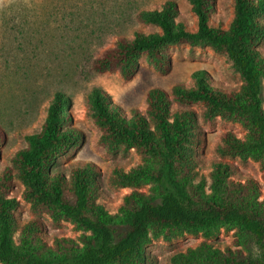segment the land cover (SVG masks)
Returning a JSON list of instances; mask_svg holds the SVG:
<instances>
[{"label": "trees", "instance_id": "1", "mask_svg": "<svg viewBox=\"0 0 264 264\" xmlns=\"http://www.w3.org/2000/svg\"><path fill=\"white\" fill-rule=\"evenodd\" d=\"M212 2L189 0L197 18L195 31L178 21V8L170 0L160 8L140 10L137 20L157 30L116 39L92 66L97 72L116 70L128 79L141 57L164 72L168 47H208L229 62L241 81L239 88L213 86L206 72L197 70L192 74L195 86L178 83L170 93L152 88L147 92L145 113L131 109L129 115L100 90L91 91L89 116L101 132L98 144L111 152L133 149L142 161L129 171L112 168L110 183L131 189L115 215L98 202L101 189L96 167L76 163L68 176L51 169L56 158L79 138L64 127L70 120L68 101L56 92L40 130L25 135L26 146L15 152L10 167L0 169L1 264H151L145 252L151 240L170 241L184 233H202L204 240L173 253L171 264H264V192L250 177L234 181L237 170L227 160L251 159L264 172V55L259 49L264 41V0H232L233 15L227 28L210 24ZM183 104L200 105L205 122L219 118L239 123L246 131L243 139L231 131L221 133L215 148L219 158L211 162L208 172L207 195L197 172V113ZM13 179L22 185L21 197L32 212L45 213L53 223L70 221L77 229L90 232L79 251L66 238H55L57 251H53L39 236L43 230L40 220H17L19 202L10 195ZM146 185H150L149 193L139 190ZM220 225L243 232L254 245L255 255L221 250L208 242ZM14 233L20 235L18 244Z\"/></svg>", "mask_w": 264, "mask_h": 264}, {"label": "rangeland", "instance_id": "2", "mask_svg": "<svg viewBox=\"0 0 264 264\" xmlns=\"http://www.w3.org/2000/svg\"><path fill=\"white\" fill-rule=\"evenodd\" d=\"M165 1L0 0V169L10 167L15 152L26 146L25 135L40 130L53 95L61 92L68 101L66 112L70 119L64 127L78 134L79 138L70 150L56 158L51 169L68 176L76 163L96 167L101 189L98 202L110 215L117 214L123 196L131 189L110 183L112 168L129 171L142 161L133 149L111 152L98 144L101 132L89 116L91 91L100 90L113 105L129 115L131 109L145 113L147 92L152 88L170 93L178 83L195 86L192 74L197 70L205 71L210 83L223 89H238L241 83L224 56L208 47L186 44L171 46L164 51L168 59L164 72L156 71L144 57L138 60L134 74L128 79L121 77L116 70L97 72L93 69V60L113 47L116 39L130 38L137 31H156L154 26L138 21L136 14L143 9L160 8ZM170 1L178 8V21L187 30L195 31L197 18L190 9L189 0ZM211 5L210 24L227 28L233 15L232 0H213ZM259 49L264 55V41ZM261 98L264 109V80ZM177 105L173 103V106ZM181 107L197 113L199 131L195 149L200 164L197 172L198 178L203 179V192L207 195L210 193L208 172L211 162L219 158L215 148L221 133L231 131L243 139L246 131L239 123L219 118L205 122L202 107L198 104H183ZM227 160L237 170L234 181L244 182L250 177L264 192V172L256 161ZM22 188L20 182L13 179L10 195L19 202L15 211L17 220L20 223L33 218L40 220L43 230L39 236L53 247V251H57L54 250L55 238L72 240L79 251L90 232L77 229L70 221L53 223L45 213L32 212L21 197ZM149 188L150 185H146L139 190L149 193ZM258 200L261 201L262 197ZM19 238V233H14L15 244L19 243ZM202 240V233H184L170 241L151 240L145 246V252L151 258V264H171L173 253L194 248ZM207 241L221 250L230 248L240 250L246 256L255 255L251 240L235 226L220 225Z\"/></svg>", "mask_w": 264, "mask_h": 264}]
</instances>
